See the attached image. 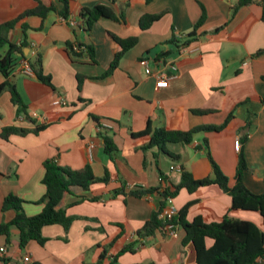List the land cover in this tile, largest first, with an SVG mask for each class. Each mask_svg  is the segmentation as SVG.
Here are the masks:
<instances>
[{"label": "crops", "instance_id": "obj_1", "mask_svg": "<svg viewBox=\"0 0 264 264\" xmlns=\"http://www.w3.org/2000/svg\"><path fill=\"white\" fill-rule=\"evenodd\" d=\"M37 2L49 6L55 0H0V23L17 19L34 9ZM237 2L71 0L70 19L77 24L82 8L100 5L109 8L117 21L100 18L90 33L77 26L70 28L54 13L44 20L32 16L17 23L9 39L15 43L25 39L29 48L24 49L10 81L26 110L17 115L10 93L4 91L0 96V133L6 127H46L37 134L10 135L7 140L0 137V223L14 217L13 211H1L7 195L25 202L27 216L41 212L43 165L48 160L72 170L88 164L97 178L104 177L106 170L109 180L93 184L86 194L103 196L97 202L85 200L71 205L76 197L66 194L59 208L74 220L67 229L59 225L44 227L43 245L30 241L20 250L15 228L8 244L0 237V248L5 250L0 259L9 260H0V264H96L104 250L103 264H195L194 250L182 244L185 234L181 227H177L175 237L158 232L137 244L134 253L114 257L125 245L137 242V231L160 207L161 198L156 194L136 198L129 192L157 187L160 173L178 184L182 167L195 179L208 177L212 172L208 153L233 186L241 152L249 170L244 176L245 186L255 194H264L262 8L256 2L234 9ZM203 11L205 21L194 30ZM159 14L162 17L148 30H140L138 23L143 15ZM24 24L28 27L25 34ZM113 37H136L138 41L124 53L118 67L103 77L120 51ZM68 43L92 47L94 60L73 58ZM37 56L53 89L39 82L32 71H25L26 67L31 70ZM145 58L152 72L175 65L176 75L167 88L157 89L155 78L145 74L141 64ZM78 76L84 77L81 83ZM59 98L67 105L54 106ZM196 110L204 113L195 114ZM229 115L232 118L221 131L197 133L188 145H167L168 151L180 157L178 161L156 148L143 151L148 136H131L142 132L148 122L152 132L161 127L188 131L200 126L218 127ZM100 134L111 138L115 148L111 156L104 152ZM244 135L247 139L240 148L239 137ZM88 145L93 146L90 154ZM120 187L126 195L112 197L111 192ZM189 202L193 204L187 211V221L199 217L204 223H214L227 215L264 230L257 212L232 210L230 196L216 185L192 194L181 190L173 200L177 211ZM205 244L210 247L212 241L207 239ZM25 256L30 258L28 263L23 261ZM255 264H264V260Z\"/></svg>", "mask_w": 264, "mask_h": 264}, {"label": "trees", "instance_id": "obj_2", "mask_svg": "<svg viewBox=\"0 0 264 264\" xmlns=\"http://www.w3.org/2000/svg\"><path fill=\"white\" fill-rule=\"evenodd\" d=\"M70 1L71 0H55L49 6H45L41 2H37L34 9L26 11L17 19L0 23V74L2 75L3 82L0 84V96L4 91L10 93L11 102L17 107V115L25 114L26 107L22 103L21 98L10 81V77L15 72L18 61L23 58L24 49L29 48L25 39L19 43L12 42L9 39L10 34L15 29L17 23L27 17H38L44 20L50 13H54L64 20L70 18ZM151 0H146L149 2ZM258 2L262 8L261 21L264 24V0H238L234 9L242 6H248L252 3ZM162 17L159 15H143L139 19V28L142 31H146L150 26L158 21ZM107 18L112 21H117L115 14L105 6H96L95 8L88 9L82 8L79 13V23L77 28L82 29L88 33L91 32L93 25L100 19ZM205 21V13L200 16V19L195 24L194 30L203 25ZM28 27L22 25V33ZM75 29V28H73ZM74 31V30H73ZM194 33L188 35L189 38L193 37ZM114 40L120 46V51L114 56L110 63L107 72L103 77L109 75L114 69L118 67V63L121 57L128 50L135 47L137 44L136 37H129L125 39L113 37ZM173 44V42H170ZM66 47L73 58L87 57L91 61L94 60V50L90 46L76 45L78 52L73 50V44H66ZM176 47L180 48L176 43ZM262 52H258L260 55ZM165 56L162 54L161 56ZM31 71L34 77L41 83L53 89L51 79L49 76L44 75L41 66L40 56L35 58L34 64L30 65ZM84 80V77L78 76V83ZM79 85V84H78ZM195 114L202 115L204 111L196 110ZM232 116L229 115L224 123L218 127L200 126L195 127L188 131H182L179 129H169L161 127L155 131H151L150 123L147 127L138 134H131L132 137L148 136L149 141L143 151H147L152 148H156L159 153L165 154L170 159L178 161L180 157L167 150V145L181 144L188 145L193 141L194 136L200 132L209 131H221L231 120ZM31 123H35L33 119H30ZM249 122L246 123V128L249 127ZM46 125H37L33 129H23L17 127L3 128L0 137L7 140L10 135L25 136L27 134H37L43 130ZM102 145L104 152L109 156L115 152L111 138L101 135ZM247 135L239 137L240 148L245 143ZM211 166L212 172L208 177L201 179H195L192 174L185 168H180V182L173 184L169 179L160 173L159 185L155 188H150L145 191H132L129 195L140 198L148 194H156L161 198L160 207L158 211L151 214L149 220H147L142 228L137 231V242L125 245L115 259L125 253H134L137 244L141 243L149 237H153L156 233H165L166 222L158 218L159 214L165 206L167 198L173 200L178 196L181 190H186L192 194L199 188L216 185L219 189L230 196L231 209L257 212L262 218L264 228V194H255L251 192L244 184V176L248 173L246 162L240 152L238 163L236 166V172L234 176V185H229L228 178L220 170V168L212 160L210 154H207ZM145 164V159L144 162ZM44 175L42 178V184L45 187V193L39 204L43 205L41 212L35 216H27L24 212V201L15 195H7L1 205L2 213L7 211H13L14 217L9 222L0 223V237L5 238L6 244L10 242L11 229L15 228L18 231V247L23 250L30 241H35L40 245H43L45 239L42 236V229L50 225H59L64 229L72 223L74 217L66 215L65 210L59 208L63 197L66 194L76 197V201L71 205H77L85 200L90 202L100 201L103 196H86L90 192V187L98 182L107 183L109 178L107 171L102 178L94 176L91 166L85 165L82 169L72 170L68 167L57 165L53 160H48L44 163ZM84 193L78 194V193ZM112 197L125 196L126 192L123 187L115 189L111 192ZM193 202H189L184 205L172 219V224L181 227L184 231V238L182 241L183 246H191L195 254V264H255L257 260H264V230L258 228L254 223L249 221L238 220L230 218L225 215L220 222L204 223L201 218L197 217L192 221L186 220V215L189 207ZM210 239L212 245L206 247L205 241ZM106 256V251H102L96 264H103V260ZM3 262H8V259H0ZM151 264V263H149Z\"/></svg>", "mask_w": 264, "mask_h": 264}, {"label": "built area", "instance_id": "obj_3", "mask_svg": "<svg viewBox=\"0 0 264 264\" xmlns=\"http://www.w3.org/2000/svg\"><path fill=\"white\" fill-rule=\"evenodd\" d=\"M64 21L72 29L75 28L77 25V23L74 20H71L70 18L68 20H64ZM73 50L75 52L79 51L76 46H74ZM141 64L144 67L145 74L147 76H153L155 78V80H156L155 87L157 89L167 88L170 79L174 78V76L176 75L175 74L176 67L174 64H169L167 66H164L155 72H152V70L150 69V63L146 58L141 61ZM25 71L28 74H31V70L28 67H26ZM53 105L54 106H65V105H67V101L63 98H59L53 102ZM34 117H36V115H34ZM92 148H93L92 145H88L87 151L89 154H90ZM171 169L174 170L173 167ZM159 181H160V178H159ZM177 213H178V211L176 210V208L174 206L173 199L170 197L167 198L165 201V206H164L163 210L161 211V213L159 214L158 218L160 220L166 222L164 229H165V232H167V234L170 237L176 236V230H177L178 226L172 224L171 221L177 215ZM4 252H5L4 248H0V253H4ZM23 261L28 263L30 261V258L28 256H25Z\"/></svg>", "mask_w": 264, "mask_h": 264}, {"label": "rangeland", "instance_id": "obj_4", "mask_svg": "<svg viewBox=\"0 0 264 264\" xmlns=\"http://www.w3.org/2000/svg\"><path fill=\"white\" fill-rule=\"evenodd\" d=\"M226 176V175H225ZM227 177V176H226ZM228 178V177H227Z\"/></svg>", "mask_w": 264, "mask_h": 264}]
</instances>
